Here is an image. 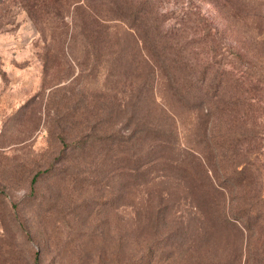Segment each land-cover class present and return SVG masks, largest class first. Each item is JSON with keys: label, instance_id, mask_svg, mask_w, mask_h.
<instances>
[{"label": "rangeland", "instance_id": "1", "mask_svg": "<svg viewBox=\"0 0 264 264\" xmlns=\"http://www.w3.org/2000/svg\"><path fill=\"white\" fill-rule=\"evenodd\" d=\"M0 264H264V0H0Z\"/></svg>", "mask_w": 264, "mask_h": 264}, {"label": "trees", "instance_id": "2", "mask_svg": "<svg viewBox=\"0 0 264 264\" xmlns=\"http://www.w3.org/2000/svg\"><path fill=\"white\" fill-rule=\"evenodd\" d=\"M126 3V2H125ZM143 5V4H142ZM141 10L144 11V8H139L137 9L134 13V17L133 22L128 23L130 18V13L129 14H124L123 16H121L123 18V20H125L127 26L129 29L133 30L132 32L135 33V35L137 36V38L141 41V42H145L148 38H152L154 41H156L157 45H160L161 42L163 41V37H165L166 34H164V32H162L161 30L157 29V27H152V24H149L148 26L145 25V29L144 27L141 26V28H136V26L138 27V25L140 26V24H135L137 18L143 19L146 21L148 20L147 16L145 17V12L142 13ZM149 11V10H148ZM151 11L148 14L150 21H154L153 19H151ZM163 48V47H162ZM173 68H175V63H173L172 65ZM192 85H193V79L191 76H187V78L183 79V82L181 83L182 91L189 95L190 91L192 89ZM37 178V175H34L32 178L31 183H34L35 180Z\"/></svg>", "mask_w": 264, "mask_h": 264}]
</instances>
